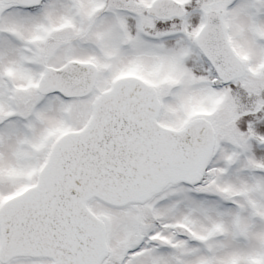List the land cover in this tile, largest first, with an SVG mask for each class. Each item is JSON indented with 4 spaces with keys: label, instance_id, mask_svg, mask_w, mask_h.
<instances>
[{
    "label": "snow or ice",
    "instance_id": "1",
    "mask_svg": "<svg viewBox=\"0 0 264 264\" xmlns=\"http://www.w3.org/2000/svg\"><path fill=\"white\" fill-rule=\"evenodd\" d=\"M0 264H264V0H0Z\"/></svg>",
    "mask_w": 264,
    "mask_h": 264
}]
</instances>
